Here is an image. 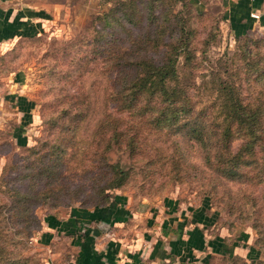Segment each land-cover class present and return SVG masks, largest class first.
<instances>
[{
    "label": "rangeland",
    "instance_id": "rangeland-1",
    "mask_svg": "<svg viewBox=\"0 0 264 264\" xmlns=\"http://www.w3.org/2000/svg\"><path fill=\"white\" fill-rule=\"evenodd\" d=\"M185 1L190 4L194 60L198 64L192 73L193 88L202 97L207 96L210 91L204 87L203 80L208 78L205 73L209 67L221 69L224 64H229L232 74L228 78L245 92V86L239 79L242 72L238 70L243 60L239 58L240 45L226 27L220 1ZM26 2L39 12V17L26 19V32L31 34L12 37L0 48V76H4L0 81V244L13 264H66L69 253L74 252L70 250L68 238L60 234L55 240L44 242L40 236L42 217L46 213L66 217L70 206L81 205L84 192L89 187L88 177L96 170L84 159L91 152L87 147L88 132L84 133V119L72 132L67 128L71 114L61 115L63 110L70 109L68 103L82 100L78 107L84 109V77L89 76L84 71V64L96 58L89 47L92 18L106 10L111 2ZM173 11L184 15L181 0L173 4ZM32 21L38 24L35 32L29 27ZM248 35L259 40L248 44L253 50L251 55L244 57L246 60L260 56L254 54L255 44L260 48L264 43V31L254 28ZM158 52L151 53L152 59L159 58ZM181 61L179 56L178 66ZM184 72L180 71L181 74ZM247 89L256 90L258 87L249 86ZM20 105L26 108V114L19 110ZM70 125L75 127L72 122ZM74 132L76 143L65 146L63 152L66 154L62 158L50 155L53 145H61L69 133ZM238 142L233 141L232 147ZM106 155L118 166L131 167L129 179L109 193L112 201L125 204L130 217H133L132 213L142 217L140 222L136 220V225L149 226L147 218L155 219L161 208L162 212L176 213L179 217L184 213L188 218L184 228H189L193 223L189 209L194 211L202 206L198 215L202 220L193 223L189 233L199 232L206 239L220 237L221 243L219 238L215 244L212 241L214 245L206 246L208 242L202 240L204 250L197 252L194 261L190 259L191 264L240 263L241 259L264 264V236L258 234V229H264V181L221 179L202 166L199 153L193 150L187 154L191 165L170 178L169 162H155L152 168H148L144 160L131 158L114 145L108 148ZM49 165L52 170L49 169L48 175H42L41 171ZM50 176L52 184L46 181ZM43 189H49L47 197L32 196ZM72 189L75 190L71 192ZM24 194L30 198L26 201L28 220L19 213L18 204L23 202L15 200ZM247 195H250L248 200L245 198ZM165 200L170 203L166 205ZM85 205L90 207L88 203ZM145 212H148L147 216ZM59 251L57 258H51L50 254ZM225 251L227 253H223Z\"/></svg>",
    "mask_w": 264,
    "mask_h": 264
},
{
    "label": "trees",
    "instance_id": "trees-1",
    "mask_svg": "<svg viewBox=\"0 0 264 264\" xmlns=\"http://www.w3.org/2000/svg\"><path fill=\"white\" fill-rule=\"evenodd\" d=\"M105 1L111 2L109 7L92 18L89 47L97 60L84 64V71L89 73L84 77V109L78 107L82 100L68 103L73 113L66 108L61 115L71 114L70 123L75 127L68 123L67 128L72 132L84 119L87 147L91 148L84 159L96 168L88 177L89 187L80 206L107 204L111 199L109 191L129 179L131 167L123 168L108 160L106 151L111 145L131 158L144 160L148 168L155 162H169V178L191 165L187 154L193 150L199 153L202 166L221 179L263 182L264 43L260 44L261 50L255 44L254 54L260 56L246 60L244 57L253 50L248 44L259 39L250 38L248 33L235 35L241 49L239 58L243 59L238 70L242 72L239 79L245 92L228 78L232 67L224 64L221 69L209 67L205 73L208 78L202 84L210 93L202 97L193 88L192 73L198 64L194 60V29L188 2L181 0V16L173 11V4L180 0ZM156 52L159 58L154 60L151 53ZM249 86L258 89L249 90ZM69 134L61 145H53L50 155L62 158L65 146L76 143V132ZM235 140L239 142L233 148ZM49 169L51 165L41 174L48 175ZM51 178L46 181L52 184ZM47 190L32 196L47 197ZM15 200L23 202L18 204L19 213L25 220L30 219L26 203L30 198L24 194ZM258 234L264 236V229H258ZM0 264H13L1 244ZM237 264L255 262L241 259Z\"/></svg>",
    "mask_w": 264,
    "mask_h": 264
},
{
    "label": "crops",
    "instance_id": "crops-1",
    "mask_svg": "<svg viewBox=\"0 0 264 264\" xmlns=\"http://www.w3.org/2000/svg\"><path fill=\"white\" fill-rule=\"evenodd\" d=\"M219 1L222 18L232 36L250 33L254 28L264 31V0ZM33 8L26 0H0V48L10 38L28 33L26 19L39 15ZM37 25L36 21H32L29 27L35 32ZM3 78L1 75L0 81ZM19 107L23 114L26 108ZM165 203L168 205L170 201L165 200ZM69 208L66 217L44 214L40 231L44 242L55 240L60 234L68 238L70 250L74 252L69 253L66 264H191V260L197 259V252L204 250L202 240L209 246L220 238L206 239L199 232L189 233L193 223L202 220L198 216L202 206L194 208V211L189 209L193 220L192 224L188 222L191 225L189 228H184L188 220L184 213L179 217L176 213L162 212L161 208L155 219L147 218L149 226L136 225V220L140 222L142 217H137L135 213L130 217L125 204L111 199L101 206L72 205ZM46 215L54 217L56 222ZM127 219L130 221L127 222ZM60 252H53L51 258H57ZM61 257L65 259V255Z\"/></svg>",
    "mask_w": 264,
    "mask_h": 264
}]
</instances>
